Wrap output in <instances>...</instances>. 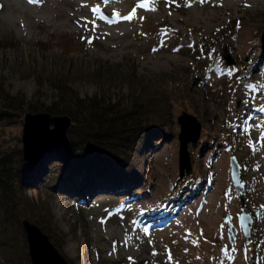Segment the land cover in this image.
<instances>
[{"label":"rangeland","instance_id":"obj_1","mask_svg":"<svg viewBox=\"0 0 264 264\" xmlns=\"http://www.w3.org/2000/svg\"><path fill=\"white\" fill-rule=\"evenodd\" d=\"M263 34L264 0H0L5 92L50 105L57 77L84 98L117 100L136 84L168 111L132 185L101 181L94 193L68 195L23 186L26 219L49 225L67 264H264ZM185 112L200 132L180 174ZM24 115L1 121L0 146L22 147ZM48 149L31 166L65 172ZM242 207L252 217L248 242Z\"/></svg>","mask_w":264,"mask_h":264},{"label":"trees","instance_id":"obj_2","mask_svg":"<svg viewBox=\"0 0 264 264\" xmlns=\"http://www.w3.org/2000/svg\"><path fill=\"white\" fill-rule=\"evenodd\" d=\"M66 83L63 78L53 79L57 100L50 105L37 98L26 101L23 95H10L0 85V123L12 122L22 113L71 118L67 145L52 151V157L59 158L66 170L61 174L50 173L49 166L40 169V165H29L20 147L0 146V264H31L21 224L29 213L22 207L29 199L24 197L23 186L51 187L54 191L60 187V192L67 194L65 189L94 193L101 181L117 190L132 185L141 176L146 144L160 133L158 127L167 124L164 104L136 84L125 97L113 100L105 94L80 97ZM30 220L40 224L41 231L55 243L48 224L36 215Z\"/></svg>","mask_w":264,"mask_h":264},{"label":"water","instance_id":"obj_3","mask_svg":"<svg viewBox=\"0 0 264 264\" xmlns=\"http://www.w3.org/2000/svg\"><path fill=\"white\" fill-rule=\"evenodd\" d=\"M264 35V34H263ZM23 121V131L21 134L23 159L27 161L28 164H34L38 159L32 157L34 150L32 146H35L34 131L43 132L41 136H45L47 132L51 133L56 131L61 132V142L60 146H65L67 141V129L69 128L68 116H50L47 113H26ZM34 118V119H33ZM35 118H43L41 120ZM45 118V120H44ZM180 125V133L178 139L180 142L179 153H180V163L182 164L180 168V174L183 173L184 166L187 164L189 153L187 152V144L192 141L196 142L199 132H200V122L194 116L184 113L177 118ZM31 121V122H30ZM58 121H65L64 125L57 123ZM29 122V123H28ZM36 124V125H35ZM50 124L53 127H50ZM58 124V125H57ZM34 127H36L34 129ZM43 128V129H42ZM34 129V131H33ZM45 133V134H44ZM40 134V133H39ZM43 134V135H42ZM43 137L40 138V143H45L46 140ZM44 146V145H43ZM44 154V153H43ZM34 155V154H33ZM32 157V158H31ZM40 159V158H39ZM230 172L232 183H234L236 194L243 195L244 192V182L240 179V165L234 156L230 157ZM185 162V163H184ZM190 170V165L187 166L186 170ZM188 173V172H187ZM252 223V217L249 213L245 212L244 207L241 209L239 216V225L242 227L243 235L246 241L249 240L250 236V225ZM23 225L24 234L26 235V243L28 246V255L30 257L31 264H67L63 255H60L56 247L51 243L48 236L44 234L39 227L31 223L28 219H23L21 221Z\"/></svg>","mask_w":264,"mask_h":264},{"label":"bare ground","instance_id":"obj_4","mask_svg":"<svg viewBox=\"0 0 264 264\" xmlns=\"http://www.w3.org/2000/svg\"><path fill=\"white\" fill-rule=\"evenodd\" d=\"M262 39H264V35L261 37ZM264 42V41H263ZM31 122V121H30ZM29 123V122H28ZM36 125V124H35ZM38 127L39 126H37V128L36 127H34V129L36 128V130L34 131V129H33V131H34V139H35V146H32L33 147V149H35L34 150V155L32 154V157H34V158H36V157H39L40 155H42L43 153H46V151H48L49 149V147H51V149L54 151V150H56V149H59L58 148V144H57V142H59L60 140H61V132L60 131H58L57 129H56V131H54V132H51V133H49V132H47L46 134H45V136L47 137V139L45 138V137H43V136H41V133H43V132H37V130H38ZM40 133V134H39ZM43 135V134H42ZM41 137H43V139L45 138V140H46V142L45 143H43V142H39L40 141V138ZM57 140V141H56ZM55 144H57V146L55 145ZM44 145V146H43ZM60 145V144H59ZM53 146H56V147H53ZM39 155V156H38ZM45 155V154H44ZM31 157V158H32ZM30 165V164H29ZM186 170V169H185ZM187 171H188V169H187ZM82 187V186H81Z\"/></svg>","mask_w":264,"mask_h":264},{"label":"snow or ice","instance_id":"obj_5","mask_svg":"<svg viewBox=\"0 0 264 264\" xmlns=\"http://www.w3.org/2000/svg\"><path fill=\"white\" fill-rule=\"evenodd\" d=\"M30 3H38L39 0H29ZM201 3L205 2V0H200ZM190 6V5H189ZM134 11L133 13L129 14L128 16L123 17L124 19H131L132 16L134 15ZM85 27H87V24L84 25ZM89 43H91V41H89ZM261 111H264V108L261 109ZM261 139H264V132L261 133ZM251 146V145H250ZM171 256H169V260H171Z\"/></svg>","mask_w":264,"mask_h":264},{"label":"flooded vegetation","instance_id":"obj_6","mask_svg":"<svg viewBox=\"0 0 264 264\" xmlns=\"http://www.w3.org/2000/svg\"><path fill=\"white\" fill-rule=\"evenodd\" d=\"M250 239V238H249ZM245 241H246V239H245ZM249 241V240H248ZM248 241H246V242H248Z\"/></svg>","mask_w":264,"mask_h":264}]
</instances>
